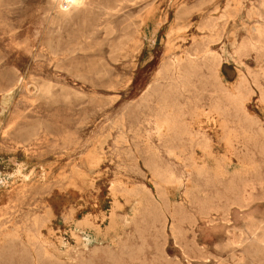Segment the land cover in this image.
Masks as SVG:
<instances>
[{
  "label": "rangeland",
  "instance_id": "1",
  "mask_svg": "<svg viewBox=\"0 0 264 264\" xmlns=\"http://www.w3.org/2000/svg\"><path fill=\"white\" fill-rule=\"evenodd\" d=\"M11 1L9 4L7 0H0V92L3 89L0 93V253L3 251L0 263L81 264L97 250L94 264H115L108 251L118 256L129 250L136 255L137 249L143 248L144 262L134 261L133 264H238L239 260V264H264V244L259 241L264 237V102L260 99L264 91L263 0H123L125 3L122 0H81L77 6L63 11L57 5L58 0ZM255 15L258 18L255 19ZM246 37L254 47L251 46L245 56L238 53V47ZM258 49L261 50L258 52ZM196 51L201 62L198 71L205 72V76L197 72L195 77L199 78L194 77V88L190 87L186 95L196 93L193 95L200 98L198 105L208 107L207 100L215 87L234 91L241 75L248 72L251 78L259 77L258 86L253 85L254 94L245 103V113L240 109L233 108V111L223 93L213 94L229 109L228 124L209 108L191 107L184 110L187 113L184 136L160 133L154 113L159 110V97L151 96L152 89L159 86L156 89L169 91L168 81L157 80L165 75L160 71L167 69L171 78L178 77V64H186L187 53ZM218 56L222 65L217 71L211 69L210 64L203 65L204 59L212 61ZM202 86H205L204 91L200 90ZM5 92L11 94L6 107L2 104ZM178 92L180 90L175 94ZM195 120L196 126L193 125ZM221 123L226 124V128H222ZM230 134L231 144L225 141ZM200 145L210 149L212 155L203 157ZM174 147L183 153L171 154L170 149ZM148 164L162 165V171L170 169L169 173L177 179L160 182L153 177ZM216 165L227 167L225 171L222 168L224 173L229 168L220 177L221 181L225 180L223 184L215 180ZM237 170L241 172L234 173ZM120 186L142 193L149 191L155 204L150 217L133 216L134 199L130 201L124 195L113 194L114 188H122ZM85 218H88L86 224L80 223ZM123 222H128L125 229ZM137 224L143 225L144 242L136 232ZM40 245L47 247V255L40 254ZM127 262L132 264L133 261Z\"/></svg>",
  "mask_w": 264,
  "mask_h": 264
},
{
  "label": "bare ground",
  "instance_id": "2",
  "mask_svg": "<svg viewBox=\"0 0 264 264\" xmlns=\"http://www.w3.org/2000/svg\"><path fill=\"white\" fill-rule=\"evenodd\" d=\"M8 1V3H9V0H7ZM13 1V0H12ZM11 1V2H12ZM15 1V0H14ZM80 1L81 0H58V2H57V5L59 6V8H60V10L61 11H63V10H68L70 7H75V6H77L79 3H80ZM91 1V0H90ZM94 1V0H93ZM96 1V0H95ZM115 1V0H114ZM120 1V0H119ZM118 1V2H119ZM123 1V0H122ZM121 1V2H122ZM129 1V0H128ZM127 1V2H128ZM116 2V1H115ZM114 2V3H115ZM120 2V3H121ZM240 2H242V1H240ZM239 2V4L241 5V3ZM263 2H264V0H263ZM2 3V2H1ZM4 3V2H3ZM7 2H6V5L8 4ZM113 3V5H115ZM123 3H125L124 1H123ZM10 4V3H9ZM84 4V2H82V5ZM86 4H88V3H86ZM92 4V3H91ZM119 4V3H118ZM262 4V3H261ZM50 5V4H49ZM81 5V6H82ZM109 5V4H108ZM121 5H122V3H121ZM251 5H253V4H251ZM95 6V5H94ZM123 6V5H122ZM47 7V6H46ZM88 7V6H87ZM98 7V6H97ZM118 7V6H117ZM121 7V6H120ZM253 7V6H252ZM84 8V7H83ZM99 8V7H98ZM98 8H96L97 10H98ZM116 8V7H115ZM81 9V8H80ZM86 8H84V10H85ZM90 9V8H89ZM95 9V10H96ZM109 9V8H108ZM117 9V8H116ZM254 9V8H253ZM263 9V8H262ZM83 9H82V11H84ZM101 10V9H100ZM264 10V9H263ZM71 11V10H70ZM110 11H111V9H110ZM116 11V10H115ZM59 12V11H58ZM67 12V11H66ZM85 12V11H84ZM91 12H92V10H91ZM94 12H98V11H94ZM123 12V11H122ZM225 12V11H224ZM261 12V11H260ZM60 13V12H59ZM63 13V12H62ZM89 13V12H88ZM119 13V12H118ZM254 13V12H253ZM258 13H259V11H258ZM76 14H78V13H76ZM85 14H87V13H85ZM99 14V13H98ZM104 14H106V13H104ZM225 14V13H224ZM255 14V13H254ZM253 14V15H254ZM257 14V13H256ZM259 14H261V13H259ZM47 15V14H46ZM59 15H61V14H59ZM63 15V14H62ZM61 15V16H62ZM81 15V14H80ZM97 15V14H96ZM100 15V14H99ZM226 15V14H225ZM60 16V17H61ZM72 16H74V15H72ZM86 16H89L88 14L86 15ZM110 16H111V14H110ZM250 16V15H249ZM248 16V17H249ZM57 18H59L58 17V13H57V16H56ZM83 17V16H82ZM93 17V16H92ZM109 17V16H108ZM221 17V16H220ZM219 17V18H220ZM235 17V16H234ZM237 17V16H236ZM247 17V18H248ZM256 15H255V19H256ZM260 17H262V16H260ZM264 17V16H263ZM65 18V17H64ZM63 18V19H64ZM73 18V17H72ZM88 18V17H87ZM243 18V17H242ZM252 18H253V16H252ZM258 18V17H257ZM60 19V18H59ZM58 19V20H59ZM86 19V18H85ZM113 19V18H112ZM221 19H223V18H221ZM225 20H226V18H224ZM223 19V20H224ZM100 20V19H99ZM103 20V19H102ZM107 20V19H106ZM56 21V20H55ZM101 21V20H100ZM177 21V20H176ZM217 21V20H216ZM98 22V21H97ZM178 22H180V21H178ZM225 22V21H224ZM62 23H63V21H62ZM82 23V22H81ZM218 23V22H217ZM226 23V22H225ZM56 24V23H55ZM58 25H59V23H57ZM109 24H111V23H109ZM112 25V24H111ZM181 25V24H180ZM255 25V24H254ZM61 26H63V25H61ZM95 26H96V24H95ZM134 26V25H133ZM219 26V25H218ZM247 26V25H246ZM256 26V25H255ZM260 26V25H259ZM54 27V26H53ZM58 27V26H57ZM64 27H65V25H64ZM106 27V26H105ZM114 27V26H113ZM119 27V26H118ZM208 27H209V25H208ZM210 27H211V24H210ZM243 27H244V25H243ZM254 27V26H253ZM83 28V27H82ZM81 28V29H82ZM86 28H88V27H86ZM95 28V27H94ZM93 28V29H94ZM117 28V27H116ZM129 28V27H128ZM178 28H179V26H178ZM206 28V27H205ZM215 28V27H214ZM250 28V27H249ZM264 28V27H263ZM58 29V28H57ZM63 29H65V28H63ZM92 29V28H91ZM181 29V28H180ZM185 29V28H184ZM186 29H188V28H186ZM208 29H211V28H208ZM255 29V28H254ZM62 30V29H61ZM75 30V29H74ZM95 31H97V28H95L94 29ZM100 30V29H99ZM108 30V29H107ZM115 30H117V29H115ZM124 30V29H123ZM126 30V29H125ZM253 30V29H252ZM252 30H251V32H252ZM261 30H262V27H261ZM51 31H52V29H51ZM86 31V30H85ZM94 31V32H95ZM104 31H106V30H104ZM110 31V30H109ZM109 31H107V32H109ZM187 31V30H186ZM199 32H200V30H198ZM209 31V30H208ZM64 32V31H63ZM117 32V31H116ZM180 32H181V30H180ZM182 32H184V31H182ZM181 32V33H182ZM215 33H216V31H214ZM250 32V33H251ZM253 32H255L254 30H253ZM252 32V33H253ZM261 32V31H260ZM68 33V32H67ZM66 33V34H67ZM71 32H69V34H70ZM91 33H92V31H91ZM125 33V32H124ZM179 33V32H178ZM181 33H179V34H181ZM209 33V32H208ZM218 33V32H217ZM262 33H263V31H262ZM65 34V35H66ZM98 34V33H97ZM96 34V35H97ZM247 34H249V33H247ZM257 34V33H256ZM55 35V34H54ZM72 35V34H71ZM88 35V34H87ZM90 35V34H89ZM92 35V34H91ZM90 35V36H91ZM116 35V34H115ZM212 35V34H211ZM218 35V34H217ZM251 35V34H250ZM262 35H264V34H262ZM262 35H261V37L260 38H263L262 37ZM117 36V35H116ZM249 36V35H248ZM257 36V35H256ZM258 36H260V35H258ZM67 37V36H66ZM73 37V36H72ZM86 37V36H85ZM85 37H83L84 38V40H85ZM118 37V36H117ZM212 37H213V35H212ZM211 37V38H212ZM252 37V36H251ZM68 38V37H67ZM76 38V37H75ZM82 38V37H81ZM113 38V37H112ZM127 39H128V37H126ZM210 37H209V40L211 39ZM219 38V37H218ZM247 38V37H246ZM253 38H255V37H253ZM259 38V37H258ZM259 38V39H260ZM80 39V38H79ZM87 39V38H86ZM90 39V38H89ZM92 39V38H91ZM105 39V38H104ZM124 39V38H123ZM201 39V38H200ZM55 40V39H54ZM113 40H115V39H113ZM120 40H122V39H120ZM134 40V39H133ZM212 40V39H211ZM261 40V39H260ZM260 40H258V41H260ZM80 41V40H79ZM119 41V40H118ZM123 41V40H122ZM194 41V40H193ZM202 41V40H201ZM200 41V42H201ZM251 41H253V40H251ZM264 41V40H263ZM45 42V41H44ZM54 42H56V41H54ZM64 42V41H63ZM77 42V41H76ZM82 42V41H81ZM88 42V41H87ZM104 42V41H103ZM129 42H131V41H129ZM185 42V41H184ZM204 42V41H203ZM234 42H235V40H234ZM233 42V43H234ZM254 42V41H253ZM69 43V42H68ZM78 43V42H77ZM97 43V42H96ZM209 43H210V41H209ZM45 44V43H44ZM83 44V43H82ZM81 44V45H82ZM106 44V43H105ZM119 44V43H118ZM206 44V43H205ZM236 44V43H235ZM260 44V43H259ZM262 44V43H261ZM76 45V43L74 44V46ZM104 45V44H103ZM110 45V44H109ZM115 45V44H114ZM124 45H126V44H124ZM200 45V44H199ZM202 45H203V43H202ZM210 45V44H209ZM263 45V44H262ZM43 46V45H42ZM83 46H84V44H83ZM96 46V45H95ZM101 46H102V44H101ZM192 46V45H191ZM235 46V45H234ZM252 46V42H250V40L248 41V38H247V40L246 41H243L241 44H240V46L238 47V53L239 54H242V55H245L246 56V53L249 51V49H250V47ZM257 46H259V45H257ZM46 47V46H45ZM55 47V46H54ZM111 47V46H110ZM119 47V46H118ZM123 47V46H122ZM127 47V46H126ZM125 47V48H126ZM181 47V46H180ZM203 47H206V46H204L203 45ZM252 47H254V46H252ZM260 47V46H259ZM69 48H70V46H69ZM69 48H67V49H69ZM75 48H78V47H75ZM89 48V47H88ZM91 48V47H90ZM99 48V47H98ZM102 48H104V47H102ZM209 48V47H208ZM42 49V48H41ZM72 49H74V48H72ZM72 49H70V50H72ZM96 49V48H95ZM101 49V48H100ZM120 49V48H119ZM182 49V48H181ZM203 49V48H202ZM206 49V48H205ZM262 49V48H261ZM261 49H258V52H259V50H261ZM120 50H122V49H120ZM176 50H177V48H176ZM199 50V49H198ZM201 50V49H200ZM199 50V51H200ZM209 50V49H208ZM251 50V49H250ZM253 50H255V49H253ZM252 50V51H253ZM65 51V50H64ZM74 51H75V53H76V49H74ZM87 51H89V50H87ZM87 51H85V52H87ZM102 51V50H101ZM110 51V50H109ZM118 50H116V52H117ZM173 51V50H172ZM180 51V50H179ZM183 51V50H182ZM257 51V50H256ZM256 51L255 52H253V53H256ZM262 51H263V49H262ZM112 52H114V50H113V48H112ZM120 52V51H119ZM187 52V51H186ZM198 51H196V53H187V62H186V64H182L181 63V65H179L178 64V70H179V72H178V77H175V78H171V76L169 75V73H168V70L166 69V72H163V70H161L160 72L161 73H165V75H163V76H160V78H158L157 80L158 81H163V80H165V81H168V87L167 88H169V91H166V90H164V92H162V91H160V90H158V89H156V88H158L157 86H156V88L155 89H152L153 91H152V94H151V96H153V97H155V95H157L158 97H159V105H157V106H159L158 108H159V110H158V112L156 113V112H154L155 113V119H156V122H157V127H158V130L160 131V133L163 131L165 134H174L175 136H177V137H181V136H184L185 134H184V127L186 126V121H185V116H186V114L187 113H185L184 112V110L185 109H187V108H191V107H194L195 109H199L200 107H202V108H209V110H210V112L212 113V114H214V115H216L217 117H219L220 118V120L222 121V120H225L226 121V124H228V121H229V117L231 116V114H230V111H229V109H225L223 106H222V103H221V101H220V99L218 98V99H215L213 96V94H219V93H223L222 95H223V98H225L226 100H227V102L229 101L230 103H231V105L233 106V107H231V109H235V110H237L238 111V109H240L241 111H242V113L244 112V110H245V103H246V101L247 100H249V98H250V95H252V94H254V91H253V85H255V86H258V80H257V78H259V77H257V75L256 76H252V78L249 76V75H247V74H242L241 75V77H240V80H239V82H238V84L236 85V87L234 88L235 90L233 91V89H232V91L230 92V91H226L227 89L226 88H224L223 86V88H224V90H223V88L221 89V87H219V88H216L215 87V90L213 91V94H212V96L210 95L209 97L210 98H208V100H207V102H208V107H206V106H200V105H198V102L200 101L197 97H195L194 95L196 94H194V93H191V92H189V94L188 95H186L187 93H188V89L190 88V87H192L193 86V84H194V82H192V80L194 79V77L196 76L197 77V72L199 73V72H201V70L200 71H198V68H201V67H198V63H201L199 60H198V54L199 53H197ZM237 52V51H236ZM251 52V51H250ZM257 52V53H258ZM31 53V52H30ZM71 53H72V51H71ZM185 53V52H184ZM200 53H203V50H202V52L200 51ZM205 53V52H204ZM203 53V54H204ZM208 53V52H207ZM235 53V52H234ZM261 54H262V52H260ZM40 54H41V52H40ZM51 54V53H50ZM111 54H113V53H111ZM238 54V55H239ZM248 54H250V53H248ZM260 54V55H261ZM28 55V54H27ZM30 55V54H29ZM68 55V54H67ZM70 55V54H69ZM68 55V56H69ZM110 55V54H109ZM116 55V54H115ZM168 55V54H167ZM185 55V54H184ZM200 55V54H199ZM207 55V54H206ZM210 55V54H209ZM209 55H207V56H209ZM212 55V54H211ZM237 55V54H236ZM256 55V54H255ZM259 55V54H258ZM113 56V55H112ZM111 56V57H112ZM177 56V55H176ZM182 56V55H181ZM214 56V55H213ZM216 56V55H215ZM241 56V55H240ZM245 56H243V57H245ZM44 57V56H43ZM71 57V56H70ZM185 57V56H184ZM239 57V56H238ZM260 57V56H259ZM67 58V57H66ZM65 58V59H66ZM74 58V57H73ZM178 58V57H177ZM176 58V59H177ZM205 58V57H204ZM212 58V57H211ZM219 56H218V58H214V60H212V61H210L209 59H204V61H203V65H206V67H207V65H209L210 64V67H213V68H211V69H214L215 71H217L218 69H219V67H221V65L222 64H220L221 63V61L219 60ZM246 58V57H245ZM257 58L258 57H256L255 59L257 60ZM40 59V58H39ZM68 59V58H67ZM82 59V58H81ZM112 60H113V58H111ZM175 59V60H176ZM241 59V58H240ZM260 59H261V57H260ZM181 60V59H180ZM179 60V61H180ZM185 60V59H184ZM101 61V60H100ZM199 61V62H198ZM2 62V61H1ZM60 62V61H59ZM97 62V61H96ZM105 62V61H104ZM165 62V61H164ZM173 62V61H172ZM234 62V61H233ZM240 62H242V61H240ZM257 62V61H256ZM115 63V62H114ZM117 63V62H116ZM180 63V62H179ZM185 63V62H184ZM59 64V63H58ZM97 64V63H96ZM167 64V63H166ZM61 65V64H60ZM60 65H56V66H60ZM168 65H169V62H168ZM171 65H172V63H171ZM174 65V64H173ZM202 65V66H203ZM260 65V64H259ZM65 66V65H64ZM83 66H85V65H83ZM92 66V65H91ZM163 66H165V65H163ZM201 66V65H200ZM76 67V66H75ZM81 67V66H80ZM102 67V66H101ZM168 67V66H167ZM174 67V66H173ZM205 67V68H206ZM245 67V66H244ZM61 68V67H60ZM77 68V67H76ZM107 68H109V67H107ZM166 68V67H165ZM164 68V69H165ZM175 68V67H174ZM257 68H260V67H257ZM59 69V68H58ZM65 69H67V68H65ZM72 69V68H71ZM80 69H82V68H80ZM162 69H163V67H162ZM173 69V68H172ZM262 69V68H261ZM62 70V69H61ZM69 70V69H68ZM79 70V69H78ZM103 70V69H102ZM248 70V69H247ZM14 71V70H13ZM65 71H67V70H65ZM71 71H73V70H71ZM106 71V70H105ZM249 71H252L251 69L249 70ZM263 71V70H262ZM2 72V71H1ZM8 72V71H7ZM75 72H77V71H75ZM100 72V71H99ZM176 72V71H175ZM209 72V71H208ZM67 73V72H66ZM69 73V72H68ZM171 73V72H170ZM214 73V72H213ZM254 73V72H253ZM261 73V72H260ZM2 74V73H1ZM77 74V73H76ZM105 74V73H104ZM158 74V73H157ZM201 74H202V72H201ZM204 74H205V72H204ZM204 74H202V76H205ZM211 74H212V71H211ZM215 74V73H214ZM250 74V73H249ZM252 74V73H251ZM4 75H5V73H4ZM6 75H8V74H6ZM18 75V74H17ZM78 75V74H77ZM97 75V74H96ZM103 75V74H102ZM109 75H110V73H109ZM210 75V74H209ZM254 75V74H253ZM260 75V74H259ZM72 76V75H71ZM159 76V75H158ZM173 76V75H172ZM200 76V75H199ZM262 76V75H261ZM263 76H264V74H263ZM262 76V77H263ZM7 77V76H6ZM5 77V78H6ZM13 77V76H12ZM19 77V76H18ZM80 77V76H79ZM84 77V76H83ZM95 77V76H94ZM103 77V76H102ZM195 77V79L197 80L198 78H196ZM216 77V76H215ZM214 77V78H215ZM74 78V77H73ZM76 78V77H75ZM81 78H82V75H81ZM87 78V77H86ZM97 78H98V76H97ZM104 78H105V75H104ZM201 78V77H200ZM205 78H207V75H206V77ZM205 78H204V80H205ZM208 78H210V77H208ZM264 78V77H263ZM18 79V78H17ZM89 79V78H88ZM156 79V78H155ZM216 79V78H215ZM218 79V78H217ZM222 79V78H221ZM261 79V78H260ZM0 80H1V78H0ZM12 80V79H11ZM22 80V79H21ZM37 80V79H36ZM77 80V79H76ZM91 80V79H90ZM100 80V79H99ZM209 80H211V78L209 79ZM220 80V79H219ZM263 80V79H262ZM4 81H5V79H4ZM23 81V80H22ZM35 81V80H34ZM34 81H32V82H34ZM81 81H83V80H81ZM85 82H86V80H84ZM110 81V80H109ZM170 81V82H169ZM206 81V80H205ZM212 81H213V79H212ZM217 81V80H216ZM223 81V80H222ZM19 82H20V80H19ZM48 82V81H47ZM87 82H88V80H87ZM91 82V81H90ZM196 82V81H195ZM199 82H202V81H199ZM218 82L219 81H217V84H218ZM1 83H3V81L1 82ZM8 83V82H7ZM14 83H16V82H14ZM42 83V82H41ZM40 83V84H41ZM160 83V82H159ZM165 83V82H164ZM163 83V84H164ZM208 83H210V82H208ZM214 83V82H213ZM9 84H11V83H9ZM111 84H113V83H110V85ZM155 84H156V82H155ZM166 84V83H165ZM261 83H259V85H260ZM1 85V84H0ZM3 85V84H2ZM21 85V84H20ZM38 85V84H37ZM158 85V84H157ZM160 85H162V84H160ZM206 85V84H205ZM208 85V84H207ZM206 85V86H207ZM222 85V84H221ZM41 86V85H40ZM39 86V87H40ZM54 86V85H53ZM163 86V85H162ZM165 86V85H164ZM194 86H196V85H194ZM210 86H211V83H210ZM218 86H220V85H218ZM261 86V85H260ZM262 86H263V84H262ZM11 87H12V85H11ZM14 87V86H13ZM55 87V86H54ZM105 87V86H104ZM110 87V86H109ZM112 87V86H111ZM154 87V86H153ZM199 87V86H198ZM197 87V88H198ZM205 86H202V87H200L201 89L200 90H203L204 91V89H202V88H204ZM2 88V87H1ZM6 88H7V86H6ZM59 88H60V86H59ZM64 88V87H63ZM93 88V87H92ZM108 88V87H107ZM150 88V87H149ZM163 88V87H162ZM166 88V89H167ZM192 88H194V87H192ZM210 88V87H209ZM212 88V87H211ZM214 88V87H213ZM212 88V89H213ZM257 88V87H256ZM263 88V87H262ZM164 89V88H163ZM226 89V90H225ZM3 90V89H2ZM2 90H1V92H2ZM4 90H5V88H4ZM8 90V89H7ZM10 90H12V89H10ZM9 90V91H10ZM41 90V89H40ZM54 90V89H53ZM70 90H72V89H70ZM178 91V90H180V93L178 92L177 94H175V91ZM194 90V89H193ZM258 90H259V88H258ZM27 91V90H26ZM65 91V90H64ZM66 91H67V89H66ZM65 91V92H66ZM147 91V90H146ZM146 91L144 92V93H146ZM150 91V90H149ZM174 91V92H173ZM199 91V90H198ZM0 92V93H1ZM8 92V91H7ZM73 92V91H72ZM151 92V91H150ZM195 92V91H194ZM210 92V91H209ZM259 92H261V91H259ZM6 93V92H5ZM66 93H68V92H66ZM71 93V92H70ZM69 93V94H70ZM199 93H200V91H199ZM204 93V92H203ZM207 93V92H206ZM211 93V92H210ZM55 94V93H54ZM147 94H149L150 95V93H147ZM194 94V95H193ZM5 95V98H3L2 99V104L6 107V106H8L9 105V102H10V99H11V94L10 93H6V94H4ZM41 95V94H40ZM59 94H57V96H58ZM84 95V94H83ZM90 95V94H89ZM197 95V94H196ZM201 95V94H200ZM60 96H62L61 94H60ZM59 96V97H60ZM65 96V95H64ZM67 96V95H66ZM74 96V95H73ZM86 96V95H85ZM94 96V95H93ZM144 96V95H143ZM148 96V95H147ZM206 96H208V94L206 95ZM56 97V96H55ZM142 97V96H141ZM140 97V98H141ZM150 97V96H149ZM152 97V98H153ZM202 97V96H201ZM205 97V96H204ZM204 97H203V99H204ZM80 98V97H79ZM143 98V97H142ZM145 98V97H144ZM148 98V97H147ZM156 98V97H155ZM206 98V97H205ZM222 98V99H223ZM64 99V98H63ZM71 99V98H70ZM76 99V98H75ZM75 99H74V101H75ZM89 99V98H88ZM93 99V98H92ZM207 99V98H206ZM260 99L264 102V91H262L261 92V97H260ZM83 100H85V99H83ZM142 100V99H141ZM147 100V99H146ZM152 100H155V99H152ZM158 100V99H157ZM156 100V101H157ZM199 100V101H198ZM64 101V100H63ZM68 101H71V100H68ZM67 101V102H68ZM80 101V100H79ZM81 101H82V99H81ZM95 101V100H94ZM150 101H151V98H150ZM93 102V101H92ZM140 102V101H139ZM33 103H34V101H33ZM37 103V102H36ZM47 103V102H46ZM49 103V102H48ZM47 103V104H48ZM57 103V102H56ZM59 103V102H58ZM66 103V102H65ZM70 103V102H69ZM68 103V104H69ZM77 103H78V101H77ZM142 103H143V101H142ZM145 103H147V102H145ZM151 103V102H150ZM201 103V102H200ZM202 103H204V102H202ZM202 103H201V105H202ZM225 103V102H224ZM12 104V103H11ZM83 103H80V105H82ZM106 104H107V102H106ZM151 104H153V103H151ZM204 104H207V103H204ZM53 105V104H52ZM55 105V104H54ZM72 105V104H71ZM70 105V106H71ZM73 105H75V104H73ZM84 105V104H83ZM145 105H147V104H145ZM50 107H51V105H49ZM142 106V105H141ZM148 106V105H147ZM227 106V105H226ZM228 106H230V104L228 105ZM74 106H72V108H73ZM79 107V106H78ZM140 107V106H139ZM146 107V106H145ZM52 108V107H51ZM148 108H149V106H148ZM147 108V109H148ZM154 108V107H153ZM227 108V107H226ZM87 109V108H86ZM95 109V108H94ZM137 109V108H136ZM135 109V110H136ZM140 109V108H139ZM144 109H146V108H144ZM146 109V110H147ZM152 109V108H151ZM150 109V110H151ZM157 109V108H156ZM234 109H233V111H234ZM89 110V109H88ZM101 110V109H100ZM149 110V109H148ZM153 110H155V109H153ZM239 110V111H240ZM94 111V110H93ZM134 111V110H133ZM140 111V110H139ZM141 111H142V109H141ZM203 111H205L204 109H203ZM202 111V112H203ZM100 112V111H99ZM143 112V111H142ZM232 112V111H231ZM133 113V112H132ZM136 114H137V112H135ZM134 113V114H135ZM237 113V112H236ZM239 113V112H238ZM241 113V114H242ZM245 113V112H244ZM133 114V115H134ZM142 114V113H141ZM206 114V113H205ZM248 114V113H247ZM246 114V115H247ZM132 115V114H131ZM233 115V114H232ZM86 116V115H85ZM129 116V115H128ZM128 116H127V118H128ZM87 117V116H86ZM137 117V116H136ZM139 117H141V116H139ZM199 117V116H198ZM210 117V116H209ZM248 117V116H247ZM135 118V117H134ZM25 119H27V118H25ZM130 119V118H129ZM129 119H127V121L129 120ZM137 119V118H136ZM140 119V118H139ZM209 119V118H208ZM121 120V119H120ZM126 120V119H125ZM131 120V119H130ZM138 120V119H137ZM201 120V119H200ZM39 121V120H38ZM118 121H119V119H118ZM122 121V120H121ZM132 121V120H131ZM197 120H195L194 122H193V125H197V122H196ZM218 121H219V119H218ZM120 122V121H119ZM35 123H36V121H35ZM34 123V124H35ZM40 123V122H39ZM128 123V122H127ZM116 124V123H115ZM124 124V123H123ZM220 124V123H219ZM226 124H222L221 123V126H222V128H226L225 126H227ZM29 125V124H28ZM118 125V124H117ZM129 125V124H128ZM127 125V126H128ZM18 126V125H17ZM33 126V125H32ZM38 126V125H37ZM36 125H35V127H37ZM119 126V125H118ZM121 126V125H120ZM28 127V126H27ZM220 127V126H219ZM49 128V127H48ZM8 129V128H7ZM123 129H124V127H123ZM18 130V129H17ZM23 130V129H22ZM29 130V129H28ZM38 130H39V127H38ZM127 130V129H126ZM27 131V130H26ZM31 131V130H30ZM121 131H122V129H121ZM131 131V130H130ZM5 132V131H4ZM38 132V131H37ZM25 133V132H24ZM31 133V132H30ZM129 133V132H128ZM234 133V132H233ZM7 134V133H6ZM19 134V133H18ZM28 134V133H27ZM32 134H33V132H32ZM34 135V134H33ZM38 135V134H37ZM124 135V134H123ZM236 135V134H235ZM7 136V135H6ZM28 136H30V135H28ZM52 136V135H51ZM162 136L163 135H161V138H162ZM174 136V137H175ZM230 136H232V134H230L227 138H226V142L227 143H229L230 142V139H231V137ZM239 136V135H238ZM39 137V136H38ZM121 137V136H120ZM166 137V136H165ZM168 137V136H167ZM166 137V138H167ZM172 137V136H171ZM173 137V138H174ZM237 137V136H236ZM28 138V137H27ZM164 138V137H163ZM165 138V139H166ZM170 138V137H169ZM30 139H32V138H30ZM132 139V138H131ZM175 139H177V138H175ZM181 139V138H180ZM26 140H28V139H26ZM174 140V139H173ZM191 140H193V138H191ZM35 141V140H34ZM128 141V140H127ZM164 141V140H163ZM224 141V140H223ZM238 141V140H237ZM225 142V145L227 144ZM232 142V141H231ZM241 142V141H240ZM239 142V143H240ZM127 143V142H126ZM232 143H235V142H232ZM20 144V143H19ZM180 144V143H179ZM229 144H231V143H229ZM229 144H227V146H229ZM22 145V144H21ZM99 145V144H98ZM100 146V145H99ZM102 147V146H101ZM230 147V146H229ZM100 148V147H99ZM198 148L199 149H201V151H203V153H204V155H203V157H208V156H211L212 154H211V150L210 149H207L206 147H203V146H198ZM101 151V150H100ZM103 151V150H102ZM136 151V150H135ZM70 152V151H69ZM68 152V153H69ZM98 152V151H97ZM176 152H180L181 154L183 153V151L182 150H177V147H174V148H171L170 149V153L171 154H175ZM103 154H104V152H102ZM125 153V152H124ZM130 153V152H129ZM137 153H139L140 154V152H137ZM94 154V153H93ZM138 154V155H139ZM179 154V153H178ZM202 154V153H201ZM96 155V154H95ZM140 156V155H139ZM156 156V155H155ZM154 156V157H155ZM159 156V155H158ZM102 157V156H101ZM104 157V156H103ZM90 158H91V156H90ZM90 158H88L87 157V159H90ZM152 158H153V156H152ZM210 158V157H209ZM93 159H94V156H93ZM98 158H96V160H97ZM154 159V158H153ZM205 159V158H204ZM99 160V159H98ZM140 160V159H139ZM207 160V159H206ZM238 160V159H237ZM90 161H91V159H90ZM100 161V160H99ZM107 161V160H106ZM205 161V160H204ZM71 162V161H70ZM239 162V161H238ZM243 162V161H242ZM93 163V162H92ZM96 163H98L97 161H96ZM102 163V162H101ZM113 163V162H112ZM145 164H146V162H145ZM245 164H247V163H245ZM252 164V163H251ZM256 164V163H255ZM254 164V165H255ZM149 165V164H148ZM243 165H244V163H243ZM162 166V165H161ZM161 166L159 167V166H156L155 164H153V165H149V168H151V170H152V172H153V177H155L156 179H158L160 182H164V183H169V182H172L173 180H175V179H177V177H174L171 173H169V170H165V171H162V169H161ZM257 166V165H256ZM147 167V166H146ZM244 167V166H243ZM251 167H253L252 165H251ZM258 167H259V165H258ZM148 168V167H147ZM164 168V167H163ZM214 168V167H213ZM223 166L221 167V166H218V165H216V167L213 169V173L216 175L215 176V180H216V182L219 180V181H221L220 179V177H221V175H224L225 173H227V171L229 170V168H228V170L224 173V171H225V169L227 168V167H225V169H224V171H223ZM250 167H248V169H249ZM91 169V168H90ZM243 170L245 169V168H242ZM247 169V168H246ZM247 169V170H248ZM257 170V169H256ZM239 170H237V171H234V173L235 172H238ZM246 171V170H245ZM249 171H251V170H249ZM253 171H254V169H253ZM259 171V170H258ZM151 172V171H150ZM151 172V173H152ZM241 172V171H240ZM240 172H238V173H240ZM247 172V171H246ZM74 173V172H73ZM233 173V174H234ZM257 173V172H256ZM78 174V173H77ZM76 174V175H77ZM80 174V173H79ZM242 174V173H241ZM74 175V174H73ZM236 175V174H235ZM68 176V175H67ZM232 176V175H231ZM238 176H240V174H238ZM248 176V175H247ZM63 177V176H62ZM65 177V176H64ZM78 177V176H77ZM152 177V176H151ZM218 177V178H217ZM225 177V176H224ZM234 177V176H233ZM79 178V177H78ZM228 178V177H227ZM155 179V180H156ZM214 179V178H213ZM222 179H224L223 177H222ZM234 179V178H233ZM233 179H232V181H233ZM74 180V179H73ZM73 180H71V181H73ZM157 180V181H158ZM179 181H180V183L181 184H183L184 183V181L182 180V179H178ZM76 181V180H75ZM219 181H218V183H219ZM222 181H225V180H222ZM221 181V182H222ZM174 182V181H173ZM178 182V181H177ZM188 182V181H187ZM234 182V181H233ZM70 183V182H69ZM159 183V182H158ZM176 183V182H175ZM188 183H190V182H188ZM115 184V183H114ZM119 184V183H118ZM121 184V183H120ZM179 184V183H178ZM222 184H223V182H222ZM230 184H232L231 182H230ZM234 184V183H233ZM71 185V184H70ZM70 185H67V188H68V186L70 187ZM186 185V184H185ZM114 186V185H113ZM119 186V185H118ZM158 186H159V184H158ZM161 186V185H160ZM164 186V185H163ZM191 186H193V185H191ZM71 187H74L73 185L71 186ZM77 187V186H76ZM120 187H122V188H114V190H113V194H114V196H117V195H119V194H121V195H124V196H126L129 200L131 199H134V206L132 207L133 208V210H131V211H134L135 212V215H133V216H135V217H137V216H139V215H142V216H144V218L146 217V216H148V217H150V215L154 212V207H155V204L153 203L154 202V200H152L151 198L152 197H150V194H149V191L147 190V191H143V193L141 192V191H139V190H135V189H128V187L126 188H123V186H120ZM227 187V186H226ZM75 188V187H74ZM155 188V187H154ZM170 188V187H169ZM171 188H172V186H171ZM177 188V187H176ZM188 188V187H187ZM228 188V187H227ZM231 188H233L234 190H232V191H235V188L234 187H230V189ZM158 189V188H157ZM175 189V188H174ZM163 190V189H162ZM161 190V191H162ZM172 190V189H171ZM178 190V189H177ZM160 191V192H161ZM174 192H175V190H173ZM229 191V190H228ZM185 192H186V190H185ZM192 192V191H191ZM229 193H230V191H229ZM234 193V192H233ZM166 194V193H165ZM186 194H188V192L186 193ZM113 196V195H112ZM124 196H122L124 199H125V197ZM126 198V200L128 201V199ZM159 198H161V196H159ZM115 199V198H114ZM162 199V198H161ZM125 200V201H126ZM130 200V201H131ZM126 203V202H125ZM128 204V203H127ZM126 204V205H127ZM119 205V204H118ZM116 206V205H115ZM130 206H132V205H130ZM123 208H124V206H123ZM131 208V209H132ZM20 209V208H19ZM114 209V208H113ZM116 210V209H115ZM119 210H120V208H119ZM113 211V210H112ZM122 211V210H121ZM215 211V210H214ZM48 212H49V209H48ZM116 212V211H115ZM216 212V211H215ZM217 212H218V210H217ZM20 213V212H19ZM50 213V212H49ZM214 213V212H213ZM15 214V213H14ZM17 214V213H16ZM132 214H133V212H132ZM38 215H41V213L40 214H38ZM9 216V215H8ZM7 216V217H8ZM13 215H11V217H12ZM26 216H27V214H26ZM42 216V218L44 217L43 215H41ZM116 216H117V214H116ZM141 216V217H142ZM23 217H24V215H23ZM22 217V218H23ZM28 217V216H27ZM140 217V216H139ZM138 217V218H139ZM200 217H202V216H200ZM204 217V216H203ZM207 217V216H206ZM213 217H214V215H213ZM217 217V216H216ZM221 216H219L218 218H220ZM6 218V217H5ZM32 218V217H31ZM30 218V219H31ZM35 218V217H34ZM51 218V217H50ZM49 218V219H50ZM143 218V217H142ZM144 218L143 219H141L142 221L144 220ZM209 218V216L207 217V219ZM212 218V217H211ZM222 218V217H221ZM255 218V217H254ZM254 218L252 219V220H254ZM0 219H2V218H0ZM4 219V218H3ZM26 219V218H25ZM28 219V218H27ZM72 219V218H71ZM210 219V218H209ZM208 219V220H209ZM16 220H17V218H16ZM44 220V219H43ZM69 220H70V218H69ZM124 220V219H123ZM133 220V219H132ZM148 220V219H147ZM146 220V221H147ZM214 220V219H213ZM6 221V220H5ZM5 221H3V222H5ZM24 221V220H23ZM22 221V222H23ZM26 221V220H25ZM33 221V220H32ZM89 221V220H88ZM135 221V220H134ZM133 221V222H134ZM137 221H139V220H137ZM221 221V220H220ZM28 222V221H27ZM86 222H87V220H86ZM114 222V221H113ZM131 222V221H130ZM141 222V221H140ZM139 222V224H141ZM210 222V224H211V221H209ZM213 222V221H212ZM252 222V221H251ZM9 223V222H8ZM12 223V222H11ZM30 222H28V224H29ZM31 223H33V222H31ZM43 223V222H42ZM44 223H46V221L44 222ZM81 223V222H80ZM119 223V222H118ZM117 223V224H118ZM137 223V222H136ZM214 223V222H213ZM27 224V223H26ZM86 224V223H85ZM123 224H124V229L128 226V222L125 224L124 222H123ZM133 224V223H132ZM139 224H137V225H139ZM215 224V223H214ZM1 225H3V224H1ZM25 225V224H24ZM42 225V224H41ZM44 225V224H43ZM78 225V224H77ZM122 225V224H121ZM172 225V224H171ZM9 226V225H8ZM34 226V225H33ZM46 226V225H45ZM84 226V225H83ZM147 226V225H146ZM11 227V226H10ZM25 227V226H24ZM23 227V228H24ZM120 227V226H119ZM134 227H135V225H134ZM137 227V226H136ZM174 227V226H173ZM5 228V227H4ZM3 228V230H5ZM32 228H34L35 229V227H32ZM32 228H30V230L32 229ZM43 228V227H42ZM45 228V227H44ZM85 228V227H84ZM90 228V227H89ZM95 228V227H94ZM11 228H9V230H10ZM16 229V228H15ZM14 229V230H15ZM18 229V228H17ZM20 229V228H19ZM26 229V228H25ZM41 229V228H40ZM79 229V228H78ZM77 229V230H78ZM86 229V228H85ZM119 229V228H118ZM223 229V228H222ZM235 229V228H234ZM238 228H236V230H237ZM24 230V229H23ZM27 230H28V228H27ZM33 230V229H32ZM91 230V229H90ZM90 230H89V232H90ZM92 230H94V229H92ZM107 230V229H106ZM112 230V229H111ZM123 230V229H122ZM137 231V233L139 234V238L140 239H143L144 237H145V235H144V229H143V225H139L138 227H137V229H136ZM146 230V229H145ZM149 230V229H148ZM176 230V229H175ZM175 230H173V231H175ZM221 230V229H220ZM225 230V229H224ZM236 230H234V231H236ZM241 230V229H240ZM250 230V229H249ZM264 230V229H263ZM11 231V230H10ZM233 231V230H232ZM238 231V230H237ZM18 232H19V230H18ZM22 232H24V231H22ZM31 233H32V231H30ZM29 232V233H30ZM34 232V231H33ZM76 232V231H75ZM95 232V231H94ZM97 232V231H96ZM118 232V231H117ZM149 232H150V230H149ZM243 232V231H242ZM247 232H248V230H247ZM6 233V232H5ZM7 233H8V231H7ZM26 233V232H25ZM106 233V232H105ZM108 233V232H107ZM112 233V232H111ZM146 233V232H145ZM148 233V232H147ZM146 233V234H147ZM255 233V232H254ZM253 233V234H254ZM18 234V233H17ZM20 234H22L21 232H20ZM99 234H101V233H99ZM173 234V233H172ZM222 234H223V232H222ZM241 234V233H240ZM0 235H1V233H0ZM7 235V234H6ZM35 235V234H34ZM103 236H104V234H102ZM118 235H121V234H119V232H118ZM244 235V234H243ZM242 235V236H243ZM252 235V234H251ZM38 236V235H37ZM78 236V235H77ZM76 236V237H77ZM94 236H95V234H94ZM106 236V235H105ZM109 236V235H108ZM173 236H175V234L173 235ZM178 236H180L179 234H178ZM247 236V235H246ZM31 237V236H30ZM36 237V236H35ZM75 237V236H74ZM75 237V238H76ZM100 237V236H99ZM115 237V236H114ZM113 237V238H114ZM117 237V236H116ZM248 237V236H247ZM247 237H245V238H247ZM252 237H253V235H252ZM18 238V237H17ZM20 238V237H19ZM37 238V237H36ZM39 238H40V236H39ZM74 238V239H75ZM101 238V237H100ZM111 239H113L112 237H110ZM109 238V239H110ZM241 238H243V237H241ZM8 239V238H7ZM99 239V238H98ZM102 239V238H101ZM104 239V238H103ZM145 239V238H144ZM144 239H143V242H144ZM176 239V238H175ZM249 239V238H248ZM10 239H8V241H9ZM14 240V239H13ZM30 240V239H29ZM76 240H77V238H76ZM240 240H242V239H240ZM6 241V240H5ZM21 241V240H20ZM39 241V240H38ZM106 241V240H105ZM111 241V240H110ZM115 241V240H114ZM243 241V240H242ZM260 243H262V244H264V237H262L260 240ZM7 242V241H6ZM10 242V241H9ZM14 242V241H13ZM33 242H34V240H33ZM32 242V243H33ZM36 242V241H35ZM47 242V241H46ZM49 242V241H48ZM113 242V241H112ZM241 242V241H240ZM5 243V242H4ZM8 243V242H7ZM22 243V242H21ZM20 243V244H21ZM29 243H31V242H29ZM37 243V242H36ZM100 243H101V241H100ZM118 243V242H117ZM229 243V242H228ZM238 243V242H237ZM248 243H250V242H248ZM2 244H3V242H2ZM14 244V243H13ZM35 244V243H34ZM42 244H43V242H42ZM48 244V243H47ZM46 244V245H47ZM52 244V243H51ZM111 244V243H110ZM119 244V243H118ZM235 244V243H234ZM239 244V243H238ZM238 244H237V246H238ZM5 245V244H4ZM18 245V244H17ZM38 245V244H37ZM78 245H82L83 246V244H78ZM117 245V244H116ZM119 245H121V244H119ZM242 245V244H241ZM244 245V244H243ZM9 246V245H8ZM15 246V245H14ZM19 246V245H18ZM23 246V245H22ZM41 247L39 248L40 250V254H44V256L45 255H47L48 253H49V251H48V249H47V247L45 246V245H40ZM51 246H53V245H51ZM122 247L123 246H126V245H121ZM121 246H119V247H121ZM229 246V245H228ZM12 247V246H11ZM32 247V246H31ZM34 247H36V246H34ZM39 247V246H38ZM122 247H121V250H123L122 249ZM244 247V246H243ZM263 247V246H262ZM4 248V247H3ZM14 248V247H13ZM23 248V247H22ZM27 248V247H26ZM51 249H52V247H50ZM125 248V247H124ZM240 248V247H239ZM244 248H247V246L246 247H244ZM243 248V249H244ZM249 248V247H248ZM24 249V248H23ZM33 249H35V248H33ZM73 249V248H72ZM71 249V250H72ZM131 249V248H130ZM0 250H1V248H0ZM10 250V249H9ZM8 250V251H9ZM12 250V249H11ZM29 249H27V251H28ZM56 250V249H55ZM125 250V249H124ZM123 250V251H124ZM135 250V249H134ZM235 250V249H234ZM248 250V249H247ZM73 251V250H72ZM129 251V250H128ZM127 250H126V252L124 251L123 253H122V255H118V256H121V257H118V256H116L117 254L116 253H113V252H110V251H108L109 252V254L111 255V257H112V261L114 260L117 264H127L128 262L127 261H133L132 262V264L134 263V261H138V263H139V261L141 262V261H143L144 260V254H143V248H139V249H137V252L138 253H136L135 251V253H136V255H133V254H131V252H128ZM243 251V250H242ZM2 252V254H3V251H1ZM12 252H13V250H12ZM11 252V253H12ZM22 252V251H21ZM58 252V251H57ZM68 252H70V250L68 251ZM120 253H121V251H119ZM8 254H10L9 252H7ZM14 253V252H13ZM24 253V252H23ZM37 253V252H36ZM35 253V254H36ZM97 253H98V251L97 250H95V252H93L92 254H90V256H89V258H87V260H85V261H83L84 263H81V264H94L95 262H93L94 261V259H95V257L97 256ZM132 253H133V251H132ZM2 254L0 253V255L2 256ZM28 254V253H27ZM58 254H60V255H63L62 253H58ZM65 254V253H64ZM114 254H116V255H114ZM16 255V254H15ZM25 255H26V252H25ZM25 255H23V256H25ZM29 255V254H28ZM28 255H27V257H28ZM31 255V254H30ZM38 255V254H37ZM37 255H35V256H37ZM242 255H244V254H242ZM6 256H8V255H6ZM5 256V257H6ZM12 256V255H11ZM17 256V255H16ZM67 256V255H66ZM189 256V255H188ZM187 256V257H188ZM241 256V255H240ZM247 256V255H246ZM3 257V256H2ZM14 257V256H13ZM19 257V256H18ZM27 257H26V259H27ZM50 257V256H49ZM107 257V256H106ZM110 257V258H111ZM16 259H18L17 257H15ZM32 258V257H31ZM41 258V257H40ZM43 258V257H42ZM51 258H52V256H51ZM50 258V259H51ZM53 258H54V256H53ZM58 258V257H57ZM110 258H108V259H110ZM12 259V258H11ZM30 259V258H29ZM47 259H49V258H47ZM49 259V260H50ZM67 259H70V257L69 256H67ZM3 260V259H2ZM13 260H15V259H13ZM13 260H12V262H13ZM24 260H25V258H24ZM28 260V259H27ZM40 260H42V259H40ZM52 260V259H51ZM192 260V259H191ZM238 260V259H237ZM6 261V260H5ZM7 261H8V259H7ZM18 261V260H17ZM26 261V260H25ZM45 261V260H44ZM61 261V260H60ZM146 261V260H145ZM20 262V261H19ZM24 262V261H23ZM37 262V261H36ZM57 261H55V263H56ZM62 262V261H61ZM108 262V261H107ZM110 262V261H109ZM129 262V263H130ZM144 262V261H143ZM239 262H240V260L238 261V264H239ZM243 262H244V259H243ZM257 262H260V261H257ZM4 263V262H3ZM8 263H9V261H8ZM16 263V262H15ZM26 263V262H25ZM44 263V262H43ZM50 263V262H49ZM115 263V264H116ZM137 263V262H136ZM246 263V262H245ZM262 263V262H261ZM260 263V264H261ZM1 264V263H0ZM19 264V263H18ZM26 264H29V263H26ZM37 264V263H36ZM42 264V263H41ZM45 264V263H44ZM51 264V263H50ZM57 264H59V263H57ZM111 264H113V263H111ZM153 264V263H152Z\"/></svg>",
  "mask_w": 264,
  "mask_h": 264
},
{
  "label": "crops",
  "instance_id": "3",
  "mask_svg": "<svg viewBox=\"0 0 264 264\" xmlns=\"http://www.w3.org/2000/svg\"><path fill=\"white\" fill-rule=\"evenodd\" d=\"M88 218H85V219H83L82 221H81V223L83 224V223H86V220H87ZM82 226V225H81Z\"/></svg>",
  "mask_w": 264,
  "mask_h": 264
}]
</instances>
